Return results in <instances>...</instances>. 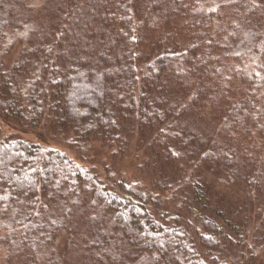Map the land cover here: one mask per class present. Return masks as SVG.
Here are the masks:
<instances>
[{
	"label": "trees",
	"instance_id": "trees-1",
	"mask_svg": "<svg viewBox=\"0 0 264 264\" xmlns=\"http://www.w3.org/2000/svg\"><path fill=\"white\" fill-rule=\"evenodd\" d=\"M91 142L138 177L83 164ZM207 169L240 185L238 233ZM261 239L264 0H0V264H229Z\"/></svg>",
	"mask_w": 264,
	"mask_h": 264
},
{
	"label": "rangeland",
	"instance_id": "rangeland-1",
	"mask_svg": "<svg viewBox=\"0 0 264 264\" xmlns=\"http://www.w3.org/2000/svg\"><path fill=\"white\" fill-rule=\"evenodd\" d=\"M40 1V0H38ZM25 34L19 35L20 38H22ZM9 133H15L22 135L23 139L27 141H33L36 143H39L42 146L45 147H58L61 146L66 152L72 153L67 146L60 145L56 142L55 139H52L50 135H47L43 131H40L38 129H25L20 128L16 124H13L11 122H3L1 124V134H9ZM54 142L57 143V145L54 144ZM53 144V145H51ZM82 154L84 155L85 161L83 164L85 165H93L99 173H103L101 170L102 165H107V167L110 170H114L115 173H122L126 177H138V173L135 169V161H134V154L129 153L122 157H114L111 155V151L99 143L91 142L88 146L82 147ZM92 159V160H91ZM212 170L207 169V171H204L208 173L207 175H204L206 178L205 180L209 185H206V191L208 194H210V201L212 202L213 206L216 208H219V206L222 207L224 199L226 201L225 207L228 211H225L221 214L220 217L210 215L209 217L211 219H216L218 222L225 224L229 223V227H232L236 230L238 233V226L240 225V216L241 213L238 212L240 205H241V188L239 184H234L232 182H229L230 184H227L226 182H219V179H216V177L222 176L218 172H211ZM222 179V178H220ZM224 180H227L225 177ZM233 214L236 215L235 219L232 220ZM250 224V223H249ZM250 237L254 236V231L250 229L249 232ZM233 238H236L235 235H232ZM61 240V239H60ZM58 241L57 246L58 249H62V247L65 245L63 241ZM237 240V239H236ZM248 240V243H245L243 246L236 248V252L234 251V254H231L233 257V262L228 258L229 264H264V239H261V241H258L255 243L253 240ZM248 244H251L252 247L248 249ZM235 246V245H234ZM230 250V247H228ZM236 255H238V258L240 256V261H237L235 259ZM220 258V257H219ZM246 258V259H245Z\"/></svg>",
	"mask_w": 264,
	"mask_h": 264
}]
</instances>
